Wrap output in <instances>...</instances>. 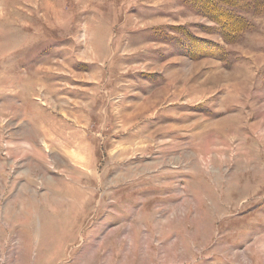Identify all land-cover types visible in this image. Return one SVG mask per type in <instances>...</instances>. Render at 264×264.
Listing matches in <instances>:
<instances>
[{
    "label": "rangeland",
    "instance_id": "rangeland-1",
    "mask_svg": "<svg viewBox=\"0 0 264 264\" xmlns=\"http://www.w3.org/2000/svg\"><path fill=\"white\" fill-rule=\"evenodd\" d=\"M203 1L0 0V264H264V0Z\"/></svg>",
    "mask_w": 264,
    "mask_h": 264
},
{
    "label": "trees",
    "instance_id": "trees-1",
    "mask_svg": "<svg viewBox=\"0 0 264 264\" xmlns=\"http://www.w3.org/2000/svg\"><path fill=\"white\" fill-rule=\"evenodd\" d=\"M204 2L211 6L212 16H214V18L217 19L218 24L224 28L227 27V30H229L230 32L231 31L234 32L237 30L236 28H234V27H237V25H234V24L231 25V22H238V18H241V17L245 18V16L242 14H237V13L235 14L234 8L236 7H233V6L238 5L237 3L238 0H235V2L232 1V4L228 0H205L202 2V4H204ZM226 7L231 10H228L229 12H227ZM239 30L240 31L242 30L241 27L239 28Z\"/></svg>",
    "mask_w": 264,
    "mask_h": 264
},
{
    "label": "crops",
    "instance_id": "crops-1",
    "mask_svg": "<svg viewBox=\"0 0 264 264\" xmlns=\"http://www.w3.org/2000/svg\"><path fill=\"white\" fill-rule=\"evenodd\" d=\"M210 25L213 24V22L209 23ZM212 26V25H211Z\"/></svg>",
    "mask_w": 264,
    "mask_h": 264
}]
</instances>
